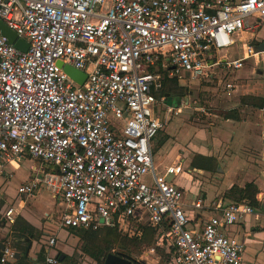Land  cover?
I'll return each instance as SVG.
<instances>
[{"label": "built area", "instance_id": "built-area-1", "mask_svg": "<svg viewBox=\"0 0 264 264\" xmlns=\"http://www.w3.org/2000/svg\"><path fill=\"white\" fill-rule=\"evenodd\" d=\"M0 19L29 44L23 51L0 32V174L24 156L51 166L19 192L59 196L61 208L47 218L63 227L131 236L140 222L161 232L175 264H243L245 245L227 229L261 213L246 200L190 204L169 180L190 175L185 155L160 169L153 140L166 123L158 96L166 79L218 81L231 92L247 59L263 58L252 39L264 24V0H0ZM234 45L242 56L220 54ZM65 65L85 72V81ZM190 208L212 213L200 224ZM5 217L14 223V208ZM55 243L50 237L46 264H61L51 255ZM15 254L6 246L0 264Z\"/></svg>", "mask_w": 264, "mask_h": 264}, {"label": "crops", "instance_id": "crops-1", "mask_svg": "<svg viewBox=\"0 0 264 264\" xmlns=\"http://www.w3.org/2000/svg\"><path fill=\"white\" fill-rule=\"evenodd\" d=\"M264 24L256 31V33L253 35L252 44L255 46V48L264 42ZM220 54H227L229 58H237L242 56L243 50L242 47L239 45H234L228 49L223 50ZM263 58L260 56V58L257 57H250L247 59V62L245 64L248 65V60L251 58H255V63L250 62V64H253L257 66L262 60H264V51L262 52ZM244 68V67H242ZM242 68L238 69L235 73L236 80L240 84V79L242 78V73L238 72ZM248 68V67H247ZM247 75V74H246ZM221 77V74H220ZM175 80L180 81V86L175 83ZM190 79L187 76L178 77L175 79H166L163 82L162 88L158 90V96L159 98L165 97L164 103L161 106L162 112L165 110L166 105H174L172 98L173 92L177 87H181V82L184 83V88L187 93L190 91V97L193 96L192 92L194 91V88L197 87L198 82L197 81H189ZM170 81V82H169ZM168 83L167 87L166 84ZM215 82V81H214ZM214 82H211L207 85H212ZM238 84V83H237ZM238 84V86H239ZM188 86L189 91H188ZM235 90H232L233 92ZM231 92H228L231 93ZM264 97V96H263ZM264 99V98H263ZM192 100V98H191ZM264 106V103L259 109L261 110V114L259 115L258 123L255 125L254 123L250 124L247 123L245 120L240 121V116L238 114V119L235 118H225L224 123H222V126L220 128L213 127L214 132L210 129L205 130L204 128L198 127L195 123L190 120V123L194 126H190V142L188 146H185L184 144H178L174 145L172 142L173 133L176 131L174 129L171 131V133L166 132V130H163L166 126V123L164 124L163 128L160 130L161 137H157V140H153V152L155 155V160L160 169L164 168L165 165L169 164L173 157L179 153L182 152L186 157V167L189 169L190 162L193 163L194 170H197L199 173H203V169L199 168L197 165L200 163L206 161L207 166H211L210 162L213 161V159L217 160V168L218 172L223 174H228L226 177H228V180L226 181L225 187L221 190H211L208 188H203L204 182L197 179L196 177L189 175L180 176L175 180L179 186L184 190L186 199L190 201V204L198 199L202 198L206 204L211 203L213 200H217L219 198H222L226 203L230 202H240V201H232L229 199H226L224 196V193L231 188L234 184L243 187L247 182L254 181L258 187H259V193L257 194V200L259 201L258 211L264 213V177L261 175L262 172H257L254 174L255 167L251 169V166L249 164V157L244 156L245 153H242L241 151H244L247 146L250 145L251 142H254L257 144L258 148L261 151V157L260 159H257V163L259 165H264V150H263V142H264V110H262V107ZM233 110V109H232ZM236 110V108H235ZM237 111V110H236ZM162 112L160 114L162 115ZM238 113V111H237ZM163 116V115H162ZM253 125V126H251ZM162 131V132H161ZM178 131V130H177ZM258 131V136H256L255 132ZM213 132V133H212ZM262 132V135L260 133ZM158 133V134H159ZM164 135V136H163ZM255 135V137H254ZM197 137V138H196ZM196 138L195 142H192V140ZM186 147V148H185ZM242 149V150H240ZM240 150V151H239ZM239 151V152H236ZM241 152V153H240ZM237 153V154H236ZM29 157V156H24ZM32 158V157H29ZM33 160L35 158H32ZM189 159V162H188ZM38 160V159H35ZM41 163L42 161L39 160ZM18 165V163H17ZM261 167V166H260ZM45 169L50 170L52 169L51 166L45 165L42 163L41 165H34L31 168L32 177L39 172V170ZM221 174H219L220 176ZM222 177V176H220ZM225 178V177H224ZM28 179L25 180V182ZM24 183V182H23ZM22 183V184H23ZM186 184V185H182ZM188 184H190V187H188ZM3 184L0 186V190L2 193V199L0 200L2 202L0 207V240L4 241L2 238H5L9 236L11 232H20L19 229L21 227L30 226L33 230L31 231L27 230L24 232V234H21L25 237L30 238L29 241L25 242L27 249L23 251L24 249H16L13 248L16 252L20 253V256L26 255V262L24 264L28 263V257L31 258L34 262V264H41L37 261V256H42L44 258V263L46 264V250L49 248V238L52 236L56 237V243L51 248V253L54 254L55 257L58 259L63 254L64 257L61 261V264L65 261V257L68 256L64 254L63 252L60 254L58 251V245L60 242H58L59 237L58 234L61 231H65L67 236L70 232L77 233V230H87L82 228H67L60 225L59 222H52L47 218V214H49L52 211L58 210L61 208V198L48 189L41 188L40 190L36 191L33 194H22L18 190L15 192V196L11 197L10 199L7 198L6 191L3 188ZM42 191L47 192L48 194L40 195ZM41 197V200L45 201L50 206V210H45L43 214L37 213L38 211H33L31 207H28V204L35 200H37ZM243 201V200H242ZM14 208V215L16 217V220L14 223H8L5 222L4 224V217L6 211L10 208ZM40 212V211H39ZM38 215H37V214ZM211 211L204 210V211H198V210H192L190 208V216L194 217V222H199L200 224L203 223L204 220H206L210 215ZM40 214V215H39ZM3 218V220H2ZM264 218V217H263ZM264 220H256L254 216L249 215L245 217L243 220H241L239 223H236L232 226H230L227 229V233L236 237L245 245V251L243 254V264H247L250 262V264H264ZM263 223V224H262ZM55 224L57 226H55ZM148 226L145 224H142L140 222L134 223V229L136 230V233L129 236L122 232H120L117 228V231L122 235L128 236V237H134V236H142L144 233V227ZM106 228H112V227H102L99 230H90L91 232H100L103 229ZM154 228V227H153ZM155 238L156 242L153 246H156L157 249H163L164 254H166L169 257V263H174V252L171 247L167 244L165 240H160L161 232L154 228ZM18 230V231H16ZM35 231H41L38 235ZM52 232V233H51ZM95 234V233H94ZM46 237L47 241H43L42 238H37L38 236ZM22 238V237H21ZM18 239L22 240V239ZM37 239V240H36ZM32 240L33 243H32ZM43 241V242H42ZM5 243V247L9 246L8 243ZM45 243V244H44ZM61 244V243H60ZM38 245L39 247L35 248V257L27 256V254L30 252L32 246ZM45 245V246H44ZM62 245V244H61ZM11 247V246H10ZM12 248V247H11ZM29 248V250H28ZM27 251H29L27 253ZM124 253L123 251H117V252H109V253ZM27 253V254H26ZM108 254V253H107ZM107 254H105L104 258H106ZM128 258H131L130 255L127 253H124ZM29 255V254H28ZM14 258L13 260L7 262V264H10L14 261L18 264V259L20 258ZM69 257V256H68ZM67 257V258H68ZM149 259L145 257V260ZM103 260V259H102ZM135 261H141L144 264H146L142 260L134 259ZM132 262V264L135 263ZM105 262V259H104ZM103 262V264H104Z\"/></svg>", "mask_w": 264, "mask_h": 264}, {"label": "rangeland", "instance_id": "rangeland-1", "mask_svg": "<svg viewBox=\"0 0 264 264\" xmlns=\"http://www.w3.org/2000/svg\"><path fill=\"white\" fill-rule=\"evenodd\" d=\"M250 62L255 63V58L249 59L248 65L244 66V68L238 71L244 76H242V78L240 79V84L239 80L238 82L236 80L237 86L233 89L235 91L229 94L228 90H226L224 86L218 84V81H215L212 85H202L198 88L195 87L194 91L192 92L193 96L191 97L189 91L190 89L188 90L189 93H187L185 91V86L183 82H181V87H177L172 90L173 95L176 96L174 97V99H172L175 108L172 112H167L166 110L162 112L164 120H166L168 123L166 124L163 130H166V132L171 133V131L176 129V131L173 133L171 143H174V145H178L180 143L184 144L185 146L189 145L190 126H194L190 123V120H192V122L195 123L198 127L204 128L205 130L210 129L214 132V129L212 128H220L222 126V123H224L225 121L224 115L235 108L240 116V121L245 120L247 123H254L255 125H257L259 115L261 114V110L259 109V107H261L264 103V62L262 60L257 66L250 64ZM189 81L192 82L195 80L190 79ZM169 82H167L166 87ZM174 82L180 86L179 80H175ZM237 83L239 84V86ZM183 100H189L191 102V105L189 104L188 107L182 106ZM179 107H182L181 111L179 114H176V110ZM255 134L256 136H258V131H256ZM260 135H262V132L260 133ZM158 137H161L160 133L158 134ZM196 138H194L192 142H195ZM155 139L157 140V137H155ZM241 152L245 153L244 156L246 155L249 157L248 162L251 166V169L254 167L256 168L254 174L261 170V175L264 177V165H259L256 161L261 157V151L258 148L257 144L251 142L250 145L247 146L246 149ZM16 161L18 165H13L6 162L5 167L7 173L3 175L0 174V186L2 184L4 185L2 189L6 191L8 199L15 196V192L18 190V188L22 185L23 182L26 183L31 180L32 166L42 164L39 160H33L29 157L17 158ZM207 164L208 163L204 161L197 165L199 168L203 169V173H199L197 170H194L195 165L190 162L189 170H191V176L203 181V188H208L211 190L218 189V191H221L226 185V181L228 180V177L226 176L228 174H223L217 171L218 165L216 159H213V161L210 162L211 166H207ZM219 174H221L220 176L222 177H220ZM26 179L28 180L25 182ZM176 179L177 178L174 175L169 176L170 181H175ZM185 187H187V185ZM188 187H190V184H188ZM44 194L48 193L42 191L40 195ZM1 199L2 193L0 190V200ZM1 204L2 202L0 201V207ZM47 205L48 204L45 201L41 200L40 197L37 202H35V200L31 201L28 204V207H31V209L35 212L38 211L37 213L43 214L45 210L51 209L50 206ZM260 213L261 215L259 220L261 219L263 221L264 213ZM51 221L56 223L58 222L57 220ZM3 222L4 224L5 222H7L6 217H4ZM55 226L57 225L55 224ZM35 232L39 235L41 231ZM20 237H22V240L17 241ZM40 237L44 242L47 241V238L42 237L41 235L37 238ZM58 237V242L62 244L61 245L59 243L58 245L59 247L57 249L59 253L63 252L64 254L69 256L68 258H64L66 260L62 264H103L104 259L102 260V258L103 256H105V254L117 251H123L124 253L130 255L131 258L142 260L146 264H170L169 257L164 254L163 249L158 248L157 254L147 253L148 249L152 247L156 242L155 233L153 234V232H150L146 240L141 242L138 246H131L127 249H123L119 245V242L113 243L107 241L103 233L100 235L87 237L72 232H70L67 236L65 231H61L58 234ZM2 239L6 243H8L9 246H11L12 248H16L18 250L22 246L24 247L23 251H25V237L20 232H11L9 236ZM33 241L34 240H32V243ZM37 247L39 246H32L29 255L27 254V256L35 257V248ZM147 255H149V259L145 260V257ZM10 264L17 263L16 261H14ZM247 264H250V262H248Z\"/></svg>", "mask_w": 264, "mask_h": 264}, {"label": "trees", "instance_id": "trees-1", "mask_svg": "<svg viewBox=\"0 0 264 264\" xmlns=\"http://www.w3.org/2000/svg\"><path fill=\"white\" fill-rule=\"evenodd\" d=\"M224 117L238 119V113L235 109H233V110H230V112L226 113ZM258 193H259L258 185L254 181H251V182H247L245 186L243 187H240L234 184L231 188H229L224 193V196L226 199H229L232 201L246 200L247 202L254 205L256 208H258L259 206V201L257 200ZM27 230L28 231L30 230L31 231L30 233H32L33 229L30 226H26V227L24 226L19 229V231L22 234H24V232ZM76 232H78L80 235H84L87 237L96 236V235H100L103 233L107 241L113 242V243L119 242V245L123 249H127L131 246H138L141 242L146 240L150 232H153V234L156 233L155 229L149 225L144 227V233L140 237L139 236L128 237L125 235H121L115 228H106V229L101 230L100 232H97V231L91 232L90 230H77ZM19 249L22 250L24 249V247L21 246ZM26 249L27 247H25V250ZM17 261H18V264H24L26 262V255L25 256L21 255ZM134 264H144V263L141 261H135Z\"/></svg>", "mask_w": 264, "mask_h": 264}, {"label": "water", "instance_id": "water-1", "mask_svg": "<svg viewBox=\"0 0 264 264\" xmlns=\"http://www.w3.org/2000/svg\"><path fill=\"white\" fill-rule=\"evenodd\" d=\"M0 32L4 36H6L8 41L10 43H13L17 48L23 51H26L28 49L29 44L27 43V41L19 37L18 34L13 29H11L9 26H7L1 19H0ZM255 50L264 51V42L259 44L255 48ZM64 68L66 72L80 84H82L87 78V74L85 72L80 71L74 68L73 66L65 65ZM4 249H5V243L4 241L0 240V258L2 256V251ZM51 255L54 256V254L52 253ZM19 256H20V253L16 252L15 258H18ZM63 257L64 255L62 254L59 259L62 260ZM134 261H135L134 259L128 258L124 253L118 252V253H108L105 258L104 264H132V262Z\"/></svg>", "mask_w": 264, "mask_h": 264}, {"label": "flooded vegetation", "instance_id": "flooded-vegetation-1", "mask_svg": "<svg viewBox=\"0 0 264 264\" xmlns=\"http://www.w3.org/2000/svg\"><path fill=\"white\" fill-rule=\"evenodd\" d=\"M174 97H176V96H175V95H172V98H174ZM20 238H21V237H20ZM20 238H19V239H20ZM21 239H22V238H21ZM29 240H30V238L27 237V238L25 239V242H27V241H29ZM28 250H29V248H28ZM28 252H29V251H27V253H28ZM27 253H26V254H27ZM28 254H29V253H28ZM60 254H61V253H60ZM67 257H68V256H66V258H67ZM102 259H105L104 256H103ZM65 260H66V259H65ZM37 261L40 262L41 264H45V263H44V258H43L41 255H40V256H37ZM34 262H35V261H34ZM34 262H33V260H32L31 258L28 257V263H29V264H34ZM60 263H61V261H60Z\"/></svg>", "mask_w": 264, "mask_h": 264}]
</instances>
